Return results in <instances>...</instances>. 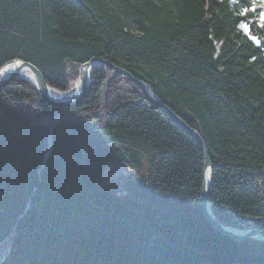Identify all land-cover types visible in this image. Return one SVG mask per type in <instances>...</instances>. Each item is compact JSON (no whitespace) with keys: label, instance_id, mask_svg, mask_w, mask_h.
<instances>
[{"label":"trees","instance_id":"trees-1","mask_svg":"<svg viewBox=\"0 0 264 264\" xmlns=\"http://www.w3.org/2000/svg\"><path fill=\"white\" fill-rule=\"evenodd\" d=\"M261 13L264 0H0V66L26 60L63 91L104 61L71 104L19 77L0 88V264H264L263 241L204 214L199 142L111 66L203 138L215 218L264 230ZM112 162L134 171L125 192L104 184Z\"/></svg>","mask_w":264,"mask_h":264},{"label":"water","instance_id":"water-1","mask_svg":"<svg viewBox=\"0 0 264 264\" xmlns=\"http://www.w3.org/2000/svg\"><path fill=\"white\" fill-rule=\"evenodd\" d=\"M13 60H19V63L21 65L27 66L34 78V84L35 88L39 92L41 96H44L48 102L54 103V104H71L74 102L79 101L82 97L85 96L86 91L90 84L92 83V76H91V70L92 68L101 62H104L101 58L98 57H91L89 60L84 62L79 69V75H78V82L80 84V88L78 93L75 95H71L70 90L71 88L67 90L60 91L61 95L57 97H51L47 94V88L51 87L49 86L46 81L44 80L40 70L33 65L32 63L16 58ZM11 60V61H13ZM8 61V62H11ZM6 62V63H8ZM5 63V64H6ZM76 63L71 62L70 68L76 67ZM114 69L113 74H125L128 76L131 80H133L135 83H137L140 88L145 93V96L154 101L162 110H164L181 128L189 132L201 145L204 153V170H203V187L201 191V204L203 208L204 214L207 216V219L211 222V224L218 230L232 236L235 239H243L247 237L259 239L264 242V230L258 227H250L245 229H239L231 226H227L219 222L213 213L211 212V209L209 207L208 203V191L210 189L211 184V162L207 154V148L205 145V142L203 138L198 134L197 131H195L193 128H191L189 125H187L177 114H175L167 105H165L163 102H161L153 93L151 88L142 80L136 78L133 76L130 72L126 71L125 69L118 67L116 65H111ZM19 68H14L6 76L0 79V88L5 86L7 83H9L12 79L17 78V72ZM54 89V88H53ZM57 90V89H56ZM59 91V90H58ZM118 164L123 165V167L126 170V173H120L116 176L115 179L110 180L108 182H105V186L115 193L125 192L127 182L131 179V177L134 174V171L127 166L126 163L119 162Z\"/></svg>","mask_w":264,"mask_h":264},{"label":"bare ground","instance_id":"bare-ground-1","mask_svg":"<svg viewBox=\"0 0 264 264\" xmlns=\"http://www.w3.org/2000/svg\"><path fill=\"white\" fill-rule=\"evenodd\" d=\"M14 68H19V70L17 72L18 73L17 77L27 80L32 85L34 84V78L32 76L30 69L25 65H21L19 63V60H13L11 62H8L6 64L1 65L0 66V79L3 78L4 76H6L8 74V72H10ZM79 69H80V67H79ZM78 72H79V70H78ZM70 88H71V90L69 93H71L72 96L75 95L76 93H78L79 88H80V84L78 82V79H75L73 81ZM46 92L51 97H57V96L61 95L60 91L53 89L52 87L47 88Z\"/></svg>","mask_w":264,"mask_h":264},{"label":"rangeland","instance_id":"rangeland-1","mask_svg":"<svg viewBox=\"0 0 264 264\" xmlns=\"http://www.w3.org/2000/svg\"><path fill=\"white\" fill-rule=\"evenodd\" d=\"M239 27L244 31L247 32L248 31V27L245 23H240ZM78 79V76L77 78ZM120 173H126L125 168L123 167V165L112 162L110 163L107 168L103 171L102 176H103V181L108 182L110 180H113L116 178V176Z\"/></svg>","mask_w":264,"mask_h":264},{"label":"snow or ice","instance_id":"snow-or-ice-1","mask_svg":"<svg viewBox=\"0 0 264 264\" xmlns=\"http://www.w3.org/2000/svg\"><path fill=\"white\" fill-rule=\"evenodd\" d=\"M261 19L264 20V13H261Z\"/></svg>","mask_w":264,"mask_h":264}]
</instances>
